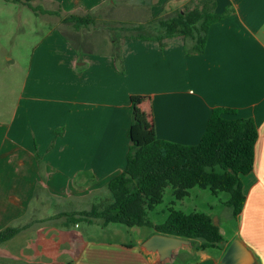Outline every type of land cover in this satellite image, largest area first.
I'll return each mask as SVG.
<instances>
[{"label":"crops","instance_id":"crops-1","mask_svg":"<svg viewBox=\"0 0 264 264\" xmlns=\"http://www.w3.org/2000/svg\"><path fill=\"white\" fill-rule=\"evenodd\" d=\"M46 1L64 16L104 11L119 29L140 25L150 38L117 34L106 51H90L54 29L34 46L18 100L0 117V232L18 229L0 243V264H156L142 249L152 229L65 217L111 203L107 184L125 166L134 101L147 135L180 145L199 143L214 108L254 122L253 169L240 177L245 199L231 241L182 255L185 264H221L238 238L264 264V0H213L212 12L228 15L210 25L201 54L157 31L201 0Z\"/></svg>","mask_w":264,"mask_h":264},{"label":"trees","instance_id":"trees-1","mask_svg":"<svg viewBox=\"0 0 264 264\" xmlns=\"http://www.w3.org/2000/svg\"><path fill=\"white\" fill-rule=\"evenodd\" d=\"M199 3L192 10L157 22V31L162 38L183 36L193 42L188 53L194 54L203 53L210 25L228 15V11L215 15L212 12L213 0H201ZM26 4L35 13L39 11L45 15L60 16V10H39L28 2ZM62 22L71 24L76 30L94 24L91 15H67ZM123 29L133 38H150L143 26ZM112 56L115 61L119 60L117 47H114ZM133 110L128 130L132 145L128 148L125 166L107 184L111 203L103 209L93 207L89 212L65 215L66 219L72 224L100 220L101 226L117 224L127 228H149L156 234L195 241L196 250L218 247L223 238L210 215L184 214L170 208L166 221L153 225L148 219V212L162 203L167 187L172 189L176 200H182L188 196L190 189L198 187L208 189L214 195L221 192L229 194L226 205L236 217L245 199L240 177L253 169L254 145L258 136L254 122L232 117L235 112L231 109L214 108L199 143L186 146L147 135L136 112L135 101ZM17 232L15 228L0 232V243L11 239Z\"/></svg>","mask_w":264,"mask_h":264},{"label":"rangeland","instance_id":"rangeland-1","mask_svg":"<svg viewBox=\"0 0 264 264\" xmlns=\"http://www.w3.org/2000/svg\"><path fill=\"white\" fill-rule=\"evenodd\" d=\"M26 2L39 10L57 11L55 3L46 0H0V117L3 119L10 116L18 100L34 46L51 30L62 31L75 46L79 47L81 46L79 42H83L85 44L83 46L90 51H106L107 46L103 44L110 38L114 39L117 34L128 33L123 28L119 29V23L109 21L108 14L104 11L92 16L94 24L76 30L71 24L62 22L64 15L50 16L39 11L35 13ZM148 33L151 34L150 31ZM229 199L227 193L214 195L208 189L194 187L188 191L187 197L176 200L172 189L167 187L163 193L162 203L148 212V219L153 224H162L166 221L170 208L184 214L204 213L210 215L212 221H217V227L223 231V239L231 241L237 223L232 209L226 205ZM142 230L150 231L149 228ZM127 237L129 238L128 235ZM184 250L179 251L172 264H185L188 261L183 260Z\"/></svg>","mask_w":264,"mask_h":264},{"label":"water","instance_id":"water-1","mask_svg":"<svg viewBox=\"0 0 264 264\" xmlns=\"http://www.w3.org/2000/svg\"><path fill=\"white\" fill-rule=\"evenodd\" d=\"M213 225L218 226L216 220H213ZM195 245L196 242L192 240L154 234L142 244V249L148 255H155L156 264H166L172 263L180 250L190 249ZM221 264H257V260L253 253L235 238L226 249Z\"/></svg>","mask_w":264,"mask_h":264}]
</instances>
